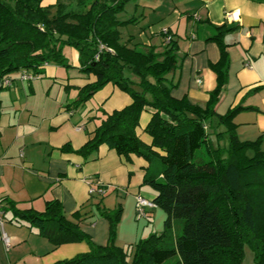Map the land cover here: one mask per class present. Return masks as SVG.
<instances>
[{"label": "trees", "instance_id": "obj_1", "mask_svg": "<svg viewBox=\"0 0 264 264\" xmlns=\"http://www.w3.org/2000/svg\"><path fill=\"white\" fill-rule=\"evenodd\" d=\"M85 1L78 0L77 8L58 1L54 12L43 0H0V90L14 85L17 78L23 80V73L38 78L50 65L73 67L64 48H75L81 72L96 79L79 89L77 98L67 105L69 110L83 106L109 83L131 97L127 106L105 113L93 136L76 152L87 159L106 144L121 155L137 154L156 161V174L144 183L155 191L151 199L155 207L165 212L164 226L140 237L133 251L118 246L124 209L104 205L108 190L99 182L91 183L94 191L90 193L99 198L94 214L110 223L106 245L95 244L80 222L66 216L57 199L47 201L43 211L20 209L10 200L16 221L28 223L56 246L89 244L88 252L55 264H243L246 245L254 252V263L264 264L261 139L240 140L234 117L241 107L226 114L216 111L228 81L230 55L224 34L230 28L218 26L210 37L218 43L221 55L211 65L217 85L202 106L172 95L177 83L170 75L179 67L181 56L178 39L168 28L162 30V50L134 42L132 37L124 40L120 27L138 20L134 16L123 19L131 0H90L89 5ZM145 111L150 112L144 129L150 143L137 133ZM221 126L224 130H219ZM211 134L216 135L217 146ZM224 138L227 145L222 146ZM63 149L71 150V146ZM99 188L104 192L99 193ZM73 215L81 220V208Z\"/></svg>", "mask_w": 264, "mask_h": 264}, {"label": "crops", "instance_id": "obj_2", "mask_svg": "<svg viewBox=\"0 0 264 264\" xmlns=\"http://www.w3.org/2000/svg\"><path fill=\"white\" fill-rule=\"evenodd\" d=\"M48 1L75 8L79 3ZM122 15L138 19L136 24L120 27L124 40L132 37L134 42L162 50V30L168 28L174 34L181 61L170 75L177 83L172 95L202 106L217 85L211 65L221 55L218 43L210 37L218 26L230 28L224 34L230 55L228 81L216 111L226 114L241 107L234 117L240 140L261 139L264 150V0H131ZM73 52V70L66 68L63 74L62 68L50 65L36 80L17 78L14 85L0 90V264H55L90 250L85 241L56 246L28 223L17 222L10 200L20 209L43 211L47 201L57 199L66 216L80 222L95 244L106 245L110 223L94 214L99 198L91 196L92 182L107 188L106 207L123 206L118 246L133 251L140 237L159 231L155 230L156 216L161 213L157 207L149 210L143 229L136 222V196L152 199L155 194L144 181L156 174V161L137 154L121 155L106 144L87 159L76 152L93 136L105 113L127 106L131 97L109 83L83 106L69 110L67 105L77 98L79 89L96 79L81 72L79 53ZM149 120L150 112L145 111L137 129L147 143L151 137L144 129ZM210 138L217 146L216 135ZM65 145L71 150L63 149ZM80 208L81 220H77L73 214ZM127 221L134 234L126 233Z\"/></svg>", "mask_w": 264, "mask_h": 264}, {"label": "rangeland", "instance_id": "obj_3", "mask_svg": "<svg viewBox=\"0 0 264 264\" xmlns=\"http://www.w3.org/2000/svg\"><path fill=\"white\" fill-rule=\"evenodd\" d=\"M85 3H86V5H89L90 4V0H88V1H85ZM43 4L44 5H52L53 6V11L54 12H56V10H57V5H55V4H52V3H50L48 0H43ZM123 30H126L125 28H123ZM73 50L74 51H77L75 48H73V47H71L70 45H67V46H65V48H64V52L66 53V55H67V57L69 58V61L72 63V64H74V60H75V56H74V52H73ZM78 52V51H77ZM58 67H60V68H62L61 69V73L63 72V74H65L66 73V68H64V67H61V66H58ZM74 65H73V67H71V68H68L69 70H73L74 69ZM69 74H71V72H69ZM17 76V75H16ZM37 79V78H36ZM36 79H34V80H36ZM41 79H43V78H41ZM221 145L222 146H224V145H227V139L226 138H224V139H222V141H221ZM157 207V206H156ZM157 208H159L160 209V211H161V213H160V215L158 214V216H156V221H157V223H156V226H155V230H159V231H161L162 229H163V226H164V220H165V217H166V215H165V212H164V210L162 209V208H160V207H157ZM154 220V219H153ZM140 221V225H141V228L143 229V226H145V224L147 223V219H146V217L145 216H141V215H139L138 213H137V215H136V222H139ZM135 222V223H136ZM128 224V225H127ZM125 226H124V228L126 229V233H133V231L131 230V227H130V223H128V221L127 222H125V224H124ZM136 226V225H135ZM134 229V228H133ZM134 234V233H133ZM243 264H255L254 263V252L251 250V248L248 246V245H246V247H245V256H244V260H243Z\"/></svg>", "mask_w": 264, "mask_h": 264}, {"label": "built area", "instance_id": "obj_4", "mask_svg": "<svg viewBox=\"0 0 264 264\" xmlns=\"http://www.w3.org/2000/svg\"><path fill=\"white\" fill-rule=\"evenodd\" d=\"M163 30H164V32H167V28H164ZM168 39H170V37H168ZM21 78L23 80L29 81V80L36 79L37 76L35 74H32V73H23ZM5 84L9 85L10 80H6ZM93 191H94V189H90V192H93ZM98 191H99V193H103L104 188H99ZM136 198H137V204H136L137 211H138V214L141 216H146V214H147L146 209L147 208L155 207V204L151 199H149V198H147L141 194L137 195ZM6 241H8V239H6Z\"/></svg>", "mask_w": 264, "mask_h": 264}]
</instances>
